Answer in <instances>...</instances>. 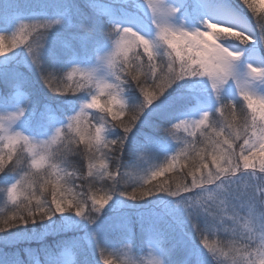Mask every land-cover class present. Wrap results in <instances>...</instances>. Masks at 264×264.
<instances>
[{
    "label": "snow or ice",
    "instance_id": "snow-or-ice-1",
    "mask_svg": "<svg viewBox=\"0 0 264 264\" xmlns=\"http://www.w3.org/2000/svg\"><path fill=\"white\" fill-rule=\"evenodd\" d=\"M0 205V264H264V0H0Z\"/></svg>",
    "mask_w": 264,
    "mask_h": 264
},
{
    "label": "trees",
    "instance_id": "trees-1",
    "mask_svg": "<svg viewBox=\"0 0 264 264\" xmlns=\"http://www.w3.org/2000/svg\"><path fill=\"white\" fill-rule=\"evenodd\" d=\"M48 243L52 244L53 241L49 240ZM26 247H30L35 251L40 250L39 244L32 243L30 245H21L19 249H11L10 251L18 252L19 257L24 261V264H32V258H29V255L23 251V249Z\"/></svg>",
    "mask_w": 264,
    "mask_h": 264
},
{
    "label": "rangeland",
    "instance_id": "rangeland-1",
    "mask_svg": "<svg viewBox=\"0 0 264 264\" xmlns=\"http://www.w3.org/2000/svg\"><path fill=\"white\" fill-rule=\"evenodd\" d=\"M2 207V205H0ZM35 255L40 259L41 257H44L43 252H35Z\"/></svg>",
    "mask_w": 264,
    "mask_h": 264
}]
</instances>
